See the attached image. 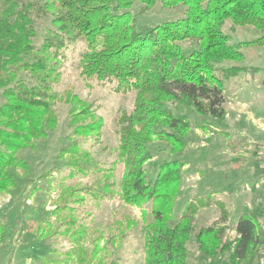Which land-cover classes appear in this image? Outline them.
I'll return each instance as SVG.
<instances>
[{
    "label": "trees",
    "instance_id": "trees-1",
    "mask_svg": "<svg viewBox=\"0 0 264 264\" xmlns=\"http://www.w3.org/2000/svg\"><path fill=\"white\" fill-rule=\"evenodd\" d=\"M134 1L0 0V193L16 182L12 169L25 166L18 151L33 149L38 139L57 127L52 86L66 50L80 40L83 50L77 66L83 79L111 85L116 92H134L131 109L123 110L116 121L117 161L123 166L119 185L105 173L94 186L84 188L86 193L97 199L118 194L126 204L136 206L150 202L152 219L145 226L143 264H189L187 241L192 237L199 254L209 261L225 264L226 248L231 264L249 263L264 249L261 214L255 209L242 213L232 242L222 202L218 219L194 235V207L185 209L170 225L181 188L182 163L176 158L151 162L150 143L164 140L172 153L180 154L190 129L185 109L225 116L224 79L241 71L253 78L260 70L237 63L244 59L242 45H264V0H139V13L157 2L162 8L178 3L185 7L184 17L144 30L137 29L138 13L129 10ZM226 19L233 26L252 25L261 33L252 41L230 44L222 29ZM186 40L193 44L188 50L182 47ZM225 60L236 64L226 66ZM79 111L69 137L92 134L101 127L100 121L85 122L94 116L90 105ZM79 143L74 138L58 150L69 175L102 170ZM147 163L151 175H147ZM261 174L264 168L255 172ZM27 175L19 178L24 181ZM6 232L0 223V242ZM101 263L124 264L119 258Z\"/></svg>",
    "mask_w": 264,
    "mask_h": 264
},
{
    "label": "rangeland",
    "instance_id": "rangeland-1",
    "mask_svg": "<svg viewBox=\"0 0 264 264\" xmlns=\"http://www.w3.org/2000/svg\"><path fill=\"white\" fill-rule=\"evenodd\" d=\"M141 5L135 0L129 8L138 13V30L184 17L181 3L162 8L157 2L139 13ZM222 29L229 35L230 44L252 41L261 33L252 25L233 26L230 19L224 21ZM192 45L189 40L182 42L183 49ZM82 50V41L75 42L58 66L59 77L52 86L57 97V127L38 139L33 149L18 151L16 155L25 166L12 169L15 184L9 186L8 192L0 193V223L7 229L0 242V264H102L112 258L124 264L144 262L145 226L152 219L150 202L129 205L118 194L97 199L84 190L105 178V173L119 185L123 166L117 161L116 121L123 110L131 109L134 92H116L111 85L83 79L77 66ZM241 51L244 59L237 64L260 70L253 78L241 71L224 79L229 116L215 118L185 109L190 129L182 153H172L164 140L150 143L151 162L176 158L182 163L181 188L169 224H175L185 209L194 207V235L218 219V203L222 202L228 212L229 242L236 236L234 227L242 213L255 209L264 221V175H255L264 168V45L244 44ZM223 64L236 62L225 60ZM74 105L75 110H70ZM85 105H90L94 114L85 117V122L100 121L101 127L92 134L69 137L70 126L75 125L72 119L75 113L81 114L78 110ZM74 138L98 160L102 170L69 175V167L61 164L58 150ZM256 148L258 154L254 155ZM145 166L147 175H151L150 163ZM25 173L28 175L23 181L19 176ZM187 247L189 264H217L216 259L209 261L199 254L193 237ZM227 252L225 248L222 263L225 260V264H231ZM245 264H264V249L260 248Z\"/></svg>",
    "mask_w": 264,
    "mask_h": 264
},
{
    "label": "crops",
    "instance_id": "crops-1",
    "mask_svg": "<svg viewBox=\"0 0 264 264\" xmlns=\"http://www.w3.org/2000/svg\"><path fill=\"white\" fill-rule=\"evenodd\" d=\"M226 115L229 116V113L227 112Z\"/></svg>",
    "mask_w": 264,
    "mask_h": 264
}]
</instances>
